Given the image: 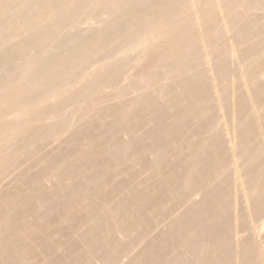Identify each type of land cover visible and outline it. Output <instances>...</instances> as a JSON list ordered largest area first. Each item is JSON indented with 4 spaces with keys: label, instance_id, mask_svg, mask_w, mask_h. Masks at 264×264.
<instances>
[{
    "label": "rangeland",
    "instance_id": "rangeland-1",
    "mask_svg": "<svg viewBox=\"0 0 264 264\" xmlns=\"http://www.w3.org/2000/svg\"><path fill=\"white\" fill-rule=\"evenodd\" d=\"M213 2L201 0L200 11L224 74L223 109L207 86L187 0H0V67L12 64L0 71V264H140L153 248L161 256L166 235L178 234L175 227L197 197L181 184L170 195L162 188L166 177L181 174L182 160L172 157L188 142L187 131H172L167 104L151 93L141 96L150 89H137L145 82L163 84L157 67L177 70L174 75L189 63L202 83L207 124L220 147L213 165L220 172L207 180L221 209L216 259L264 264V176L261 205L251 218L234 192L225 154L231 72ZM256 2L223 3L229 13L236 10L232 25L243 32V46L253 49L252 84L241 96L255 136L264 124L258 118L264 117V16L252 10ZM103 13L108 19L86 22ZM129 43L151 47L148 61L125 50ZM51 50L49 58L40 57ZM160 51L167 56L157 57ZM257 169L263 171L262 165ZM114 226L127 241L112 236ZM100 227L109 240L92 251L89 241Z\"/></svg>",
    "mask_w": 264,
    "mask_h": 264
},
{
    "label": "bare ground",
    "instance_id": "bare-ground-1",
    "mask_svg": "<svg viewBox=\"0 0 264 264\" xmlns=\"http://www.w3.org/2000/svg\"><path fill=\"white\" fill-rule=\"evenodd\" d=\"M224 1L225 0H214L213 4L217 7L219 24L223 27V42L226 47V53L229 56L228 63L230 64L229 66L231 72V82L227 90L230 99L231 112L227 118L223 119L225 130L224 144L226 147L225 154L229 158V173L233 183L234 192L241 195L245 212L248 216L254 218L256 217V213L259 211V206L261 205V200L263 198V193L260 191V183L264 176V124L261 123L258 130L259 132L256 136L252 133V129L248 126V111L245 110V112L244 107L242 106L241 92L242 89L246 92L247 87L249 89V86L252 84L250 80L251 76H249L248 70L253 68L254 65L252 63V59L254 58L249 57L248 55L253 52V49H247L243 46L244 43L241 41V35L243 32H239L236 27H233L232 25V17L236 16L233 15L236 10L229 13L230 11L223 6ZM187 3L191 10L193 21L198 28V41L201 46L202 54L201 59L205 64L204 66H206L208 74L207 86H210L211 93L214 101L217 103V106L220 109H223L222 102L224 95L222 94L221 86L224 74L219 70L220 62L215 54V48H213L214 36L210 32H207L204 26L205 23L200 11L201 0H187ZM253 6L252 10L256 11V13H259L260 16L263 17L264 0H257ZM103 14L106 15V13ZM108 16L109 15H106L104 18H101V16L90 17L86 20V22L89 21L90 24L100 22ZM166 37L168 38V34L164 33V39L167 40ZM79 43L80 42L78 41L76 44L74 43V45L76 46ZM61 46L63 47L64 45ZM125 50H133V52H137L139 57L138 61L144 63L148 61V54H150V52L152 54L153 49L151 47H147V45L145 47H141L139 44L129 43L125 46ZM53 52L54 51L52 50L45 52L40 57L48 56L49 58L50 55H53ZM167 52L164 54L160 51L156 53V56H167ZM26 57L28 58V56ZM32 57L34 58V56ZM42 61H40V64ZM88 65L92 66V63ZM11 68L12 64H6L0 67V71H9ZM172 70L173 69L167 66L157 67L156 72L165 76L162 80L163 84L161 86H157L151 82H145L146 88L137 89V91L150 89L149 92H141V96L148 95V93L157 95L159 99L166 103L167 107L171 110V116L174 119L171 123L172 131H177L179 129H184L185 132L187 131L185 140H188V142H183L184 146L180 148L181 153L172 157L177 160H182L180 161L184 164V166H181V169L183 168L181 174L179 176L166 177L162 184V188L167 191L168 195H170L171 192L176 193L179 185L181 184L188 186L191 193L190 196L197 198L194 199L196 200V204L194 205L195 208L192 210L190 215L188 214L189 216L187 215L184 218V222L179 223V227H175L178 230V234L169 232L166 235L167 239L164 248L167 246L168 248L164 249L165 251H163L161 256L159 255L158 257L156 255L157 251L153 248L148 251L146 255L140 257V264H219L216 257L220 251V238L218 233L221 228L219 214L221 209L220 206H218L219 203L216 202L215 189L207 182L208 179H211L213 174H219L220 172L219 169H215L213 167L218 159V152L220 151V147L218 146L219 142L212 136V132L207 124V117L209 113L203 104L205 103L206 95L204 96L200 90L202 83L199 78L195 76L194 71L196 69L194 64L189 63L183 70L178 69L180 70L179 72L174 75H170ZM173 71L175 73L177 70ZM13 82L14 81L10 80L8 83L13 84ZM38 83L41 84V82ZM43 85L44 84H42V86ZM225 116L226 115H223V117ZM261 117L264 119L262 115L258 118ZM190 132L192 133L190 134ZM154 137H156V135H154ZM142 148H144V146H142ZM166 164V167H170V163L168 164V161ZM261 165L263 171L257 169V166ZM185 167H188L187 170L184 169ZM143 222H145V220H143ZM256 227L257 226H255V228ZM100 228V232H96L95 234L92 233V238L89 241L90 243L88 246L92 249V251L97 250L99 246H102L109 240V237L104 235L103 227ZM261 230L258 231L261 232ZM253 231L255 232V230ZM262 231L264 232V230ZM182 233H185V235L181 236ZM111 234L115 239H120V241L128 240V235H126L118 226H114L112 228ZM238 237L236 239H238ZM176 239H178L179 242L174 243ZM3 242L4 240L0 235V249L4 246Z\"/></svg>",
    "mask_w": 264,
    "mask_h": 264
}]
</instances>
